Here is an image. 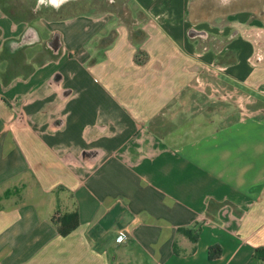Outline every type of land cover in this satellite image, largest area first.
I'll list each match as a JSON object with an SVG mask.
<instances>
[{"label": "crops", "instance_id": "1", "mask_svg": "<svg viewBox=\"0 0 264 264\" xmlns=\"http://www.w3.org/2000/svg\"><path fill=\"white\" fill-rule=\"evenodd\" d=\"M258 2L222 23L192 0H127L123 20L0 0V264H248L264 248ZM73 211L61 236L53 217Z\"/></svg>", "mask_w": 264, "mask_h": 264}, {"label": "rangeland", "instance_id": "2", "mask_svg": "<svg viewBox=\"0 0 264 264\" xmlns=\"http://www.w3.org/2000/svg\"><path fill=\"white\" fill-rule=\"evenodd\" d=\"M193 1V8L195 9L196 13H200L204 17L212 18L213 21H221L229 22L227 20H231L233 15H236V11L242 6H244L246 9H252L255 7V5H259L260 1L261 6L264 3V0H239L234 1L232 5L229 7L223 6L217 3L216 0H192ZM127 0H85L83 2H80L77 5V8H73L71 11L73 12H80L81 9L86 10V14H90L92 16H96L98 14L100 15H109L112 13L117 12V15L120 16V19L123 20V16L120 15L123 9L120 7L125 4ZM81 7V8H80ZM118 7V8H115ZM67 9H70L69 7ZM116 9V11L114 10ZM48 14V16H56L57 14L50 12L49 10H42L39 12V15H45ZM76 14V13H74Z\"/></svg>", "mask_w": 264, "mask_h": 264}, {"label": "trees", "instance_id": "3", "mask_svg": "<svg viewBox=\"0 0 264 264\" xmlns=\"http://www.w3.org/2000/svg\"><path fill=\"white\" fill-rule=\"evenodd\" d=\"M53 222L56 225L57 232L61 236H66L77 227L79 223L78 213L76 211L63 213V214H58L56 212L53 217ZM181 231L186 235L190 236L188 229H181ZM220 254H221L220 246L214 245L209 248V256L211 259L218 258ZM263 261H264V248L259 247L254 250L248 264H262Z\"/></svg>", "mask_w": 264, "mask_h": 264}, {"label": "water", "instance_id": "4", "mask_svg": "<svg viewBox=\"0 0 264 264\" xmlns=\"http://www.w3.org/2000/svg\"><path fill=\"white\" fill-rule=\"evenodd\" d=\"M85 1V0H33L34 3V9L35 11H40V10H51L53 12H58L62 8L67 7V6H76L80 2ZM218 4L227 6L229 7L232 5L234 1H239V0H216ZM189 38H196V37H205L207 36V33L205 31H199L195 29H190L187 33Z\"/></svg>", "mask_w": 264, "mask_h": 264}, {"label": "built area", "instance_id": "5", "mask_svg": "<svg viewBox=\"0 0 264 264\" xmlns=\"http://www.w3.org/2000/svg\"><path fill=\"white\" fill-rule=\"evenodd\" d=\"M128 238V234L124 230H120L116 236V242H122Z\"/></svg>", "mask_w": 264, "mask_h": 264}, {"label": "flooded vegetation", "instance_id": "6", "mask_svg": "<svg viewBox=\"0 0 264 264\" xmlns=\"http://www.w3.org/2000/svg\"><path fill=\"white\" fill-rule=\"evenodd\" d=\"M258 28L261 29V27H258ZM261 33H264V28L261 30ZM257 36H258L259 39H260V44L262 43V45H264V36H263L262 34L260 35L259 32L257 33ZM263 52H264V47H263Z\"/></svg>", "mask_w": 264, "mask_h": 264}]
</instances>
